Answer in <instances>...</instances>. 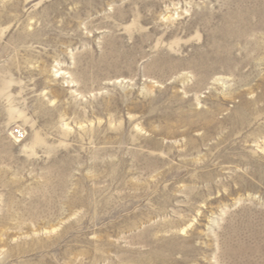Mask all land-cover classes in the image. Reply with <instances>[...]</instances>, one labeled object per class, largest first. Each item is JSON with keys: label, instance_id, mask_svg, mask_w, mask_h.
Listing matches in <instances>:
<instances>
[{"label": "rangeland", "instance_id": "rangeland-1", "mask_svg": "<svg viewBox=\"0 0 264 264\" xmlns=\"http://www.w3.org/2000/svg\"><path fill=\"white\" fill-rule=\"evenodd\" d=\"M0 264H264V0H0Z\"/></svg>", "mask_w": 264, "mask_h": 264}, {"label": "built area", "instance_id": "built-area-1", "mask_svg": "<svg viewBox=\"0 0 264 264\" xmlns=\"http://www.w3.org/2000/svg\"><path fill=\"white\" fill-rule=\"evenodd\" d=\"M13 136L17 141H23L26 138L24 132L20 129H15L13 131Z\"/></svg>", "mask_w": 264, "mask_h": 264}]
</instances>
